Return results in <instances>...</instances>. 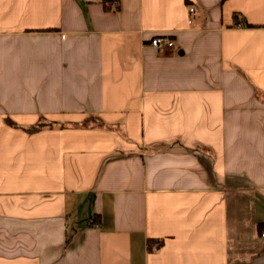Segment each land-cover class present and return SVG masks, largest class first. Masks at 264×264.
<instances>
[{
    "label": "crops",
    "instance_id": "crops-1",
    "mask_svg": "<svg viewBox=\"0 0 264 264\" xmlns=\"http://www.w3.org/2000/svg\"><path fill=\"white\" fill-rule=\"evenodd\" d=\"M0 264H264V0H0Z\"/></svg>",
    "mask_w": 264,
    "mask_h": 264
},
{
    "label": "built area",
    "instance_id": "built-area-1",
    "mask_svg": "<svg viewBox=\"0 0 264 264\" xmlns=\"http://www.w3.org/2000/svg\"><path fill=\"white\" fill-rule=\"evenodd\" d=\"M190 11L193 12L194 8L191 7ZM151 44L159 49H172L175 41L166 34H159L151 40Z\"/></svg>",
    "mask_w": 264,
    "mask_h": 264
},
{
    "label": "trees",
    "instance_id": "trees-1",
    "mask_svg": "<svg viewBox=\"0 0 264 264\" xmlns=\"http://www.w3.org/2000/svg\"><path fill=\"white\" fill-rule=\"evenodd\" d=\"M249 26H253L251 24H247ZM40 125H33V126H29V127H25L29 132L35 131V130H39L40 129Z\"/></svg>",
    "mask_w": 264,
    "mask_h": 264
}]
</instances>
